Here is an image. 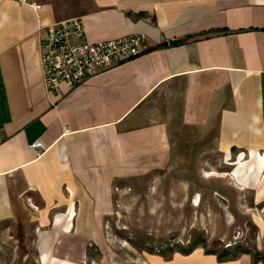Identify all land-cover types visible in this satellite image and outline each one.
Segmentation results:
<instances>
[{
	"label": "crops",
	"instance_id": "1",
	"mask_svg": "<svg viewBox=\"0 0 264 264\" xmlns=\"http://www.w3.org/2000/svg\"><path fill=\"white\" fill-rule=\"evenodd\" d=\"M32 1L41 8L0 0V227H33L44 264H84L87 245L104 240L115 189L170 167L185 132H213L224 159L246 152L264 212V0ZM71 18L88 42L140 34L148 50L49 92L46 29ZM147 264L263 263L196 247Z\"/></svg>",
	"mask_w": 264,
	"mask_h": 264
},
{
	"label": "rangeland",
	"instance_id": "2",
	"mask_svg": "<svg viewBox=\"0 0 264 264\" xmlns=\"http://www.w3.org/2000/svg\"><path fill=\"white\" fill-rule=\"evenodd\" d=\"M170 167L124 182L115 189V210L100 246L89 243L84 264H147L174 240L187 248L196 238L204 250L236 246L264 255V212L251 187L246 152L224 159L214 133L185 132ZM243 153V154H240ZM118 187V188H119ZM33 227H0V264H44L34 246ZM159 249V252H157ZM239 254V252H237ZM79 262V261H72Z\"/></svg>",
	"mask_w": 264,
	"mask_h": 264
},
{
	"label": "built area",
	"instance_id": "3",
	"mask_svg": "<svg viewBox=\"0 0 264 264\" xmlns=\"http://www.w3.org/2000/svg\"><path fill=\"white\" fill-rule=\"evenodd\" d=\"M10 1L41 8L32 0ZM84 34L79 18L66 19L47 27L40 63L49 92L58 91L62 85L74 89L97 74L127 63L148 50L146 38L140 34L100 42H88ZM29 147L37 156L44 152L38 140L30 143ZM172 242L171 247L184 244L178 239Z\"/></svg>",
	"mask_w": 264,
	"mask_h": 264
},
{
	"label": "trees",
	"instance_id": "4",
	"mask_svg": "<svg viewBox=\"0 0 264 264\" xmlns=\"http://www.w3.org/2000/svg\"><path fill=\"white\" fill-rule=\"evenodd\" d=\"M173 44H177V43L173 42ZM200 243H201V247L205 249L206 240L202 239L201 237H198L193 242H191L187 248H183L179 246H174V247L169 246L166 247L167 249H165V251L167 252L165 253H167L166 255H172L174 252H181L183 254H187L191 252L194 248L198 247ZM205 252L216 254L218 259L220 260H232V259H236L240 254L249 253L248 251L242 249L240 246H236L235 249L232 251H229L225 248V249H221L220 251L206 249ZM237 252H239V254H237ZM252 259L255 262L261 261L264 264V255L260 254L258 251L252 254Z\"/></svg>",
	"mask_w": 264,
	"mask_h": 264
}]
</instances>
